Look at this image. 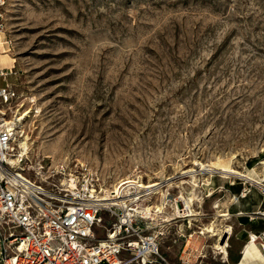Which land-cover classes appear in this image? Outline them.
<instances>
[{"label": "rangeland", "instance_id": "obj_1", "mask_svg": "<svg viewBox=\"0 0 264 264\" xmlns=\"http://www.w3.org/2000/svg\"><path fill=\"white\" fill-rule=\"evenodd\" d=\"M0 22L17 151L87 164L106 190L157 183L186 234L224 231L217 185L264 179V0H6ZM228 161L241 175L197 165Z\"/></svg>", "mask_w": 264, "mask_h": 264}, {"label": "built area", "instance_id": "obj_2", "mask_svg": "<svg viewBox=\"0 0 264 264\" xmlns=\"http://www.w3.org/2000/svg\"><path fill=\"white\" fill-rule=\"evenodd\" d=\"M16 93L5 84L0 101L11 102ZM14 132L0 111V264H193L190 257L205 256V245L197 244L201 231L186 234L172 226L166 211L171 200L167 194L154 198L161 186L132 183L110 193L87 164L17 151ZM175 206L178 213L184 209L179 199ZM226 231L216 234L212 252L223 253ZM251 239L264 240V231ZM176 244L190 256L172 263L167 253Z\"/></svg>", "mask_w": 264, "mask_h": 264}, {"label": "crops", "instance_id": "obj_3", "mask_svg": "<svg viewBox=\"0 0 264 264\" xmlns=\"http://www.w3.org/2000/svg\"><path fill=\"white\" fill-rule=\"evenodd\" d=\"M255 182L251 184L244 180L230 187L229 182L225 181L222 185L216 186L220 192H223L219 202L225 205L222 221L225 229H228V232L224 233L226 248L223 253L212 252L213 245L216 244L214 239L213 242H208L216 234H208L209 238H207L204 233H201L198 235L199 243L197 244L205 245L203 258L197 259L193 256V252H191L193 257L190 258V254L186 252L181 254V245L176 244L169 246L167 253L169 260L175 263L180 258H189L193 264L199 260L205 264H263L264 240L254 242L251 239L264 231V179L261 178ZM230 194L234 195V198L229 202ZM252 242L254 244H251Z\"/></svg>", "mask_w": 264, "mask_h": 264}, {"label": "bare ground", "instance_id": "obj_4", "mask_svg": "<svg viewBox=\"0 0 264 264\" xmlns=\"http://www.w3.org/2000/svg\"><path fill=\"white\" fill-rule=\"evenodd\" d=\"M0 34H1V30H0ZM0 48L2 49L1 52H0V59L1 60H12L14 61V59L8 54V50L5 49L4 47V41L2 40L1 38V35H0ZM28 112L24 113L22 116L19 117L18 120H21L23 119L26 115H27ZM28 140V139H27ZM21 147H23L26 152L28 150V145L26 143V140H24L22 143H21ZM264 163V161H263ZM197 165L200 167V170L203 171L205 174H211L213 173L215 170H220L223 174H225V176H228V175H241V173L239 171H237L236 169H234L231 165H229V161L228 162H216L214 163L212 166H209V165H203L202 163H197ZM190 173V172H193V170H189V171H184L183 173ZM136 184L138 183L137 181L131 179V178H124L122 180H120V182H118L117 184L114 185L113 187V190L110 191V193H116L118 194L122 188L123 185L125 184ZM157 183H152V184H147V185H144V184H139L137 185L136 188H142V189H150V188H156L157 187ZM191 201H192V198L189 197V198H186L184 199L183 203H184V209L182 212V217H191V216H194V212L193 210L191 209ZM217 207V205L215 206ZM179 212V209L177 210ZM225 214L221 213L219 214V216H224ZM215 224L214 222L209 224L207 227L203 228L206 232L208 233H211L212 235L214 234H217L215 232ZM204 230H202L200 233H204ZM228 230V229H227ZM205 232V233H206ZM210 234V235H211ZM251 244H254L253 242Z\"/></svg>", "mask_w": 264, "mask_h": 264}, {"label": "water", "instance_id": "obj_5", "mask_svg": "<svg viewBox=\"0 0 264 264\" xmlns=\"http://www.w3.org/2000/svg\"><path fill=\"white\" fill-rule=\"evenodd\" d=\"M225 239H226V234H223V236L220 240V243L223 244L225 242Z\"/></svg>", "mask_w": 264, "mask_h": 264}]
</instances>
